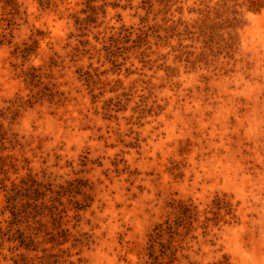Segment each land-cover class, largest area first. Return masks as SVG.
Wrapping results in <instances>:
<instances>
[{
    "label": "rangeland",
    "instance_id": "rangeland-1",
    "mask_svg": "<svg viewBox=\"0 0 264 264\" xmlns=\"http://www.w3.org/2000/svg\"><path fill=\"white\" fill-rule=\"evenodd\" d=\"M0 264H264V0H0Z\"/></svg>",
    "mask_w": 264,
    "mask_h": 264
}]
</instances>
